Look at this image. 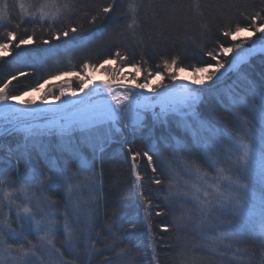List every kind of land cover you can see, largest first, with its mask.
Segmentation results:
<instances>
[{
  "label": "snow or ice",
  "instance_id": "obj_1",
  "mask_svg": "<svg viewBox=\"0 0 264 264\" xmlns=\"http://www.w3.org/2000/svg\"><path fill=\"white\" fill-rule=\"evenodd\" d=\"M118 6V0H111V3L100 6L94 14H87L88 23L95 26L98 20L109 18V14ZM228 6V3L221 5ZM149 7L153 9V28L163 37L165 29L174 19L169 15V10L175 9L177 5L169 0H159V3L151 0ZM19 8L22 15L30 16V23L39 22L43 28L47 22L48 35L40 40L41 44L47 45L53 40L63 39L64 44L87 47L91 40V35H82L83 26L73 22L75 5L69 0H64L63 3L60 0H40L35 5H26L24 0H19ZM29 9L32 11L29 12ZM139 9L140 5L136 4V0H132L128 5L130 20L126 30L130 35H135L141 28ZM10 16L8 0H0V24L6 21L10 23ZM245 19L248 23L230 19L227 26L220 30V34L234 42L242 33L250 34L248 37L232 45H227L225 41H219L214 47L205 44L202 52L209 60L194 65L185 64L178 54L161 53L159 57L163 71L145 69L143 65L147 64L146 60L143 63L134 62V55L130 56L127 51L119 48L102 62H85L83 68L93 71L104 69L105 65L116 64L117 69L109 73L112 81H116L119 72L126 68L134 73L130 75L133 88L123 92L118 90L123 88V85L113 87L112 82H105L102 87L97 85L93 89L94 93L103 95L106 92L102 105H93L90 102L93 93H86L88 103L85 102V97H81L79 100L61 101V105L56 109H38L32 107L33 101H23L24 107L14 109L9 101L21 102L23 96L45 89L51 80L76 76L81 83L78 89L65 88L64 84L56 86L59 95L49 89L43 93V101H59L66 91H71L75 97L77 92H84L89 79L79 72L61 71L43 82L36 81L34 86L16 95L11 94L9 85L30 73L20 70L18 74H12L0 87V116L11 125L6 131L23 133L25 151L28 149L29 140L35 143L41 142L45 137L51 139L55 136L61 143V150L68 152L78 161V166L73 171L69 162L65 161L61 166L55 158H49L45 154L43 158L47 171L31 168L28 174L20 177L18 188L8 185L23 193L25 201H30L31 198L27 194L36 187L47 191L65 186L66 211L63 214L62 226L64 244L62 247L56 245V236L61 228L56 213L51 211L52 205L48 206L49 211H45L39 204L35 207L30 206V203L17 204L15 215L19 231L5 220H0V264H5V257L11 258L13 264H73L74 259H79L81 237L87 248L90 236L88 232L76 229L82 224L83 229L90 230L94 224L92 208L87 209L86 213L81 212L82 188L87 187L93 192L98 191V183L102 184L103 172L102 169L97 170V155H102L105 145L115 142L117 138L122 143H128L126 133L140 131L145 126V114L149 113L154 125L168 128L171 119L178 130L173 133L172 129L168 128V135L160 137L165 147L172 149L171 160L161 154L155 141L151 148L142 152L135 151L131 145L127 148L131 173L135 178L132 182L135 196L139 211L143 213L149 237L152 235V229L147 221L152 210L161 206L154 204L150 198L151 193L144 189L143 181L148 169L151 170L152 176L147 178L158 186L156 195L164 196L165 209L171 210L174 203L181 208L192 203L197 209L195 218L190 214L173 217V226L179 229L186 224H192L201 238L207 239L204 247L210 258L219 255V250L223 248L232 251L228 264H242L236 257L242 256L243 253L238 246L233 250V244L247 233H255L264 238V92L258 91L255 82L242 68L243 65L250 66V60L257 52L264 53V10L254 11ZM57 23L62 27L56 28ZM16 27L19 28L20 25L17 24ZM209 31L205 25L204 35L207 36ZM6 36L7 39L0 42V53L4 55L11 53L14 42L15 48L37 43L35 29L33 34L26 37H18L17 32L11 30L7 31ZM253 36L257 37L258 45L257 41H251V46L245 47ZM40 51L48 53L50 50ZM229 54L234 55L226 67L223 57ZM159 67L157 65V68ZM188 70L192 73L190 83H177L179 74ZM142 72L145 73L144 79L137 82V77ZM228 73L236 74V79L231 84L226 83ZM166 76L169 83H165ZM153 79L158 82L156 86H151ZM136 89L140 91H135ZM144 90L152 95H145ZM206 96L214 97L231 112V128H220L211 114L201 113L199 107ZM64 104H69L70 109H63ZM157 107L159 111H156ZM42 112L51 113L46 127L28 123L41 118L39 113ZM169 138L174 143H170ZM80 145L93 153L91 160L82 155ZM141 160H146L143 172L138 170ZM177 162L191 178L185 181L183 186L178 185L176 181ZM15 167L19 172L18 163ZM80 177H83V180ZM165 177L168 179L167 185L161 188L159 186L165 185ZM2 185L3 181H0V203L7 200L11 206L15 202L12 198L13 192ZM9 210L11 211V207ZM164 214V211L155 212L157 216ZM70 215L74 216L75 220H70ZM4 227L8 228V233H14L18 238L15 243L8 242V233L3 231ZM168 230V227L163 228V231ZM30 233L34 234L36 243L28 239ZM225 241L229 243L225 244ZM91 247L93 251L86 253L88 264H91L94 258L95 245L92 244ZM155 251V248H152L153 260L156 259ZM66 255L71 259H66ZM108 264H114V261H108Z\"/></svg>",
  "mask_w": 264,
  "mask_h": 264
},
{
  "label": "trees",
  "instance_id": "obj_2",
  "mask_svg": "<svg viewBox=\"0 0 264 264\" xmlns=\"http://www.w3.org/2000/svg\"><path fill=\"white\" fill-rule=\"evenodd\" d=\"M40 0H24L27 4H37ZM61 3L64 0H60ZM75 5L72 20L81 24L84 28L82 35H91V40L87 47H78L74 44H64L61 41L53 40L50 44H41L40 40L48 35L47 22L42 28L39 22L30 23L29 15H22L19 8V0H8L10 5V23L0 24V42L7 39V31H16L18 37L33 34L37 43L29 46L13 48L10 56H0V87L10 79L12 74H18L20 70L29 72L25 77H20L12 81L9 85L11 94L19 95L29 87L35 85L36 81L43 82L51 75H58L61 71H74L82 74L85 62L98 63L110 54H114L116 49L125 50L130 56L135 57L134 62L147 64L145 69L163 71L159 57L161 53L178 54L185 64H197L200 61H208L209 58L203 55L202 49L205 44L214 47L219 41H225L227 45L234 44L230 38H225L220 34V30L227 26L228 21L240 20L248 23L245 19L254 11L264 10V0H169L176 4L175 9L169 10V15L174 19L165 29V35L160 37L153 28L151 20L153 9L149 7L151 0H136L140 5L139 17L141 28L135 35H130L126 30L130 20L128 5L132 0H118L119 6L109 18L97 21L95 26L88 23L89 13L94 14L99 7L111 3V0H69ZM159 3V0H155ZM228 3V7L221 5ZM199 4V7H197ZM32 11L29 9V12ZM243 14V15H242ZM20 27L17 28L16 25ZM208 26L210 31L204 35V27ZM56 28L62 27L57 23ZM27 29V31H25ZM218 38V39H217ZM59 47H55V46ZM49 49L48 53L40 51ZM228 56L223 57L227 64ZM214 64V61H212ZM157 65L160 67L157 68ZM242 68L248 73L250 79L255 82L257 89L264 87V55L250 60L249 65ZM144 75L145 73L142 72ZM236 79V74L231 77L227 84H231ZM143 80H139L142 82ZM199 110L214 117L218 127H226L227 120L232 127V114L222 106L214 97L206 96ZM149 114H145V126L136 132L128 133V143H120L118 138L115 142L106 144L102 155H97V170L102 169V184H97L98 191L90 192L87 187L82 188V196L91 197L88 205L82 210L92 208L94 211V224L92 228L83 229L81 226L77 231L88 232L90 240L85 248L83 237H81L80 256L74 259L73 264H88L87 252H92V244L95 245L94 258L91 264H228L232 257V251L221 248L219 255L210 258L204 245L207 239H202L199 232L192 224H186L179 229L173 226V217L182 214L196 217L194 205L186 204L181 208L178 204H172L171 210L164 208V196L156 195L157 185L152 184L147 177L152 176L151 170H147L144 189L151 193L150 198L154 204H160V208H154L147 224L151 225L152 235L149 237L147 225L143 213L139 211L135 189L133 187V175L131 173V163L127 152L129 145L135 151H145L152 147L155 141L162 155L171 160V148H166L160 141L162 135H168V128L173 133L178 130L171 119L168 128L163 125H154ZM227 119V120H226ZM183 135V134H182ZM170 143H174L169 138ZM28 149L25 151L23 133L14 135H4L0 137V181L8 191L19 186L20 177L28 174L31 168H38L47 171V165L43 158L46 154L63 166L65 161L69 162V167L76 170L78 161L61 150V143L57 137L51 139L45 137L41 142L29 140ZM78 143V139H77ZM82 155L89 160L93 158V153L83 145H80ZM186 156L187 153H184ZM19 165V172L16 165ZM146 160H141L138 170L143 172ZM176 181L183 186V181L191 179L184 171L183 166L178 162L175 164ZM205 170L206 167H205ZM81 178V177H80ZM184 181V182H185ZM168 179L165 177V188ZM8 185H14L8 187ZM45 200V211H49L48 206L52 205L51 211L56 213L58 224L64 223L63 214L66 211L65 192L63 186L44 191L40 188ZM1 194V193H0ZM87 199V198H86ZM2 211V208H0ZM156 211H164V215H155ZM4 212V211H3ZM70 220L75 217L70 215ZM122 218V219H118ZM13 216L8 219V224L19 231V224L13 221ZM122 226V227H121ZM168 227V231H163ZM9 243H15L18 239L14 233H8ZM29 240L36 243L35 238L30 233ZM225 244L229 241H225ZM64 244V234L62 229L57 233L56 245L62 247ZM25 246L27 242L25 241ZM240 248L242 256L236 257L242 264H264V238L255 233H247L242 239L233 244V250ZM152 248H155L156 259H152ZM63 250V249H62ZM66 259H71L67 256ZM5 264H13L11 258L5 257Z\"/></svg>",
  "mask_w": 264,
  "mask_h": 264
},
{
  "label": "rangeland",
  "instance_id": "obj_3",
  "mask_svg": "<svg viewBox=\"0 0 264 264\" xmlns=\"http://www.w3.org/2000/svg\"><path fill=\"white\" fill-rule=\"evenodd\" d=\"M249 35L250 34H248V33H242L241 36L238 38V40L235 41L234 43H238L239 40L245 39ZM257 36H259V34H257ZM251 41H257V37H255V36L251 37V40L249 41V43L245 44L244 46L245 47L251 46ZM258 43L259 42L257 41V45H258ZM233 55L234 54L227 55L229 57L228 62L232 60ZM0 56L7 57V56H10V54L9 55H4L3 53H0ZM256 57L257 56L252 57L251 60L255 59ZM225 66L227 67V64H225ZM104 69H107L108 71L106 72ZM104 69H99L98 68L95 71H93L90 68L89 69H84V72L82 74H80V75L87 76L86 75L87 74V70H90V71L98 73L100 75V80H99L98 85H100L101 87L103 86V84L105 82H112L113 83V87H117V85H121L122 83L124 84L123 88L118 89L120 92H123L126 89H132L133 88V85L130 82V75H134V73H131V69H127L126 68L123 71H120L119 74L117 75L116 81H112L111 80V76L109 75V73H111L113 70H116L117 69V65L116 64L105 65ZM182 74H185L184 77L186 79V82L190 83V80L192 78L191 71L188 70V71H185L183 73H180L179 74V79H180V76ZM234 74L235 73H232V74L228 73L226 83L231 79V77H233ZM143 79H144V74L141 73V75L137 77V82H139V80H143ZM65 82H70V83H65ZM169 82L170 81H168L167 76H166L165 77V83H169ZM80 83L81 82L77 79L76 76H63L59 80H51L49 82V84L45 87V89H43L42 91L32 92L31 95L23 96L21 102L9 101V103L13 106L12 108H14V109H17L16 108V104L23 105V101H33L34 103L32 104V106L45 104V102H47V103H49V102L61 103V101H65L66 93L67 92H71V91H66L65 95L63 97H61V100H59V101H56V100L43 101L42 100L43 93L48 91L49 89H52V91H53V93L55 95H59V89L56 86L64 84L65 88L71 87L72 89H78L80 87ZM157 83L158 82L155 79H153L151 81V86H156ZM193 87H196V86H193ZM93 89L88 91V93H93L92 97H91V101L95 100V99H99V98L100 99H105L106 92L103 95L96 94V93L93 92ZM135 91H139V90L136 89ZM258 91L261 92L260 87L258 88ZM262 92H264V87L263 86H262ZM145 95H147V94H145ZM148 95L151 96L152 93L148 92ZM85 99H87V98H85ZM156 111H159V108H156ZM39 116L41 118L36 119L35 121H28V123H34L36 125H40L39 123H44V122H46V120H48L51 117V113L50 112H42V113H39ZM149 117H151V115H149ZM228 121L229 120H227L226 127L231 128V125H230V123ZM121 127H123V124H122ZM8 128H11V125L7 123V121L3 118V116H1L0 117V137H3L4 135H9V134L10 135H12V134L14 135L15 134V133H9L8 131H6V129H8ZM17 134L20 135L22 133H17ZM126 134H127V138H128L129 135H128V133H126ZM120 143H122V142H120ZM130 163H131V161H130ZM209 175L211 176L212 173L210 172ZM133 178H134V176H133ZM80 179L83 180V177H81ZM186 180H188V179H186ZM182 181H183L182 183L184 184L185 180H182ZM18 187L19 186H16V188H18ZM63 190L65 192V186H63ZM11 192H13V197L12 198L14 199L15 202L11 206H9L7 200H3L2 203H0V208H2V211H0V220H5V222L7 224H8V219H9L10 216H13V218H14L13 221L17 224L16 215H15V213H16V205L17 204L30 203V206H33V207H35L37 204H39V206L45 210L46 204H45V200L43 199V196L41 194L40 187H36L34 189H31L28 192L27 195L31 198L30 201H25L23 193L15 191L14 189L11 190ZM0 196H2V193L0 194ZM91 197L92 196L83 198V196H81V198H80L81 199V209H82V207H86L88 205ZM10 207H11V211L9 210ZM193 208H194L195 214L197 216V209L195 207H193ZM81 212L82 213H86L85 210H82ZM62 226H63V224L61 222V224H60V228L61 229H62ZM3 231L5 233H8V228L4 227ZM31 234L35 238L34 234L33 233H31ZM35 241H36V239H35Z\"/></svg>",
  "mask_w": 264,
  "mask_h": 264
},
{
  "label": "bare ground",
  "instance_id": "obj_4",
  "mask_svg": "<svg viewBox=\"0 0 264 264\" xmlns=\"http://www.w3.org/2000/svg\"><path fill=\"white\" fill-rule=\"evenodd\" d=\"M250 47V46H249ZM260 53V52H259ZM260 56V55H259ZM257 56V57H259ZM87 77L89 79V83H88V86L84 89V92H77V95L75 97L72 96L71 92H67L66 95H65V101H71V100H79L81 97H85V94L88 93L89 90H92L93 88H95L98 83H99V80H100V75L98 73H95V72H92L90 70H87ZM185 74H182L180 76V79L177 81L178 83L180 82H183V83H187L186 82V79H185ZM121 85H124L123 83ZM144 94H147L148 95V91L147 90H144ZM88 99V98H87ZM85 99V102L88 103L89 100ZM93 105H102L104 104L105 102V99H95V100H92L90 101ZM58 105H61V103H54V102H45V104H40V105H34L32 107L34 108H38V109H56ZM13 107V106H12ZM21 107H24V104L21 105V104H16V108H21ZM70 105L69 104H64L62 105V108L63 109H70ZM69 113H65V115H67ZM1 117V116H0ZM47 122L48 120H46V122L44 123H39L41 125H37V126H40V127H46L47 126Z\"/></svg>",
  "mask_w": 264,
  "mask_h": 264
},
{
  "label": "water",
  "instance_id": "obj_5",
  "mask_svg": "<svg viewBox=\"0 0 264 264\" xmlns=\"http://www.w3.org/2000/svg\"><path fill=\"white\" fill-rule=\"evenodd\" d=\"M261 54H264V53H259V52H257V54H256V56H258V55H261ZM232 74V73H231ZM178 83V82H177ZM140 91V90H139Z\"/></svg>",
  "mask_w": 264,
  "mask_h": 264
}]
</instances>
